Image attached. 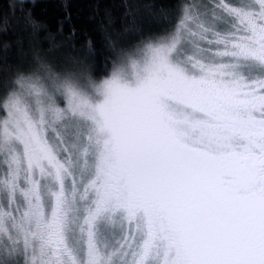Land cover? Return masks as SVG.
<instances>
[{"label":"snow or ice","instance_id":"1","mask_svg":"<svg viewBox=\"0 0 264 264\" xmlns=\"http://www.w3.org/2000/svg\"><path fill=\"white\" fill-rule=\"evenodd\" d=\"M175 16L0 79V264H264V0Z\"/></svg>","mask_w":264,"mask_h":264},{"label":"trees","instance_id":"2","mask_svg":"<svg viewBox=\"0 0 264 264\" xmlns=\"http://www.w3.org/2000/svg\"><path fill=\"white\" fill-rule=\"evenodd\" d=\"M15 2L12 12L10 4ZM180 0H0V79L28 68L37 55L56 65L88 55L104 67L113 40L170 31ZM35 21V25L30 22ZM7 17L5 24L4 18Z\"/></svg>","mask_w":264,"mask_h":264}]
</instances>
